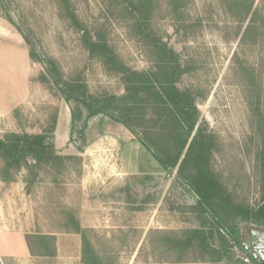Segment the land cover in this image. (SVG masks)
<instances>
[{
	"label": "rangeland",
	"instance_id": "obj_1",
	"mask_svg": "<svg viewBox=\"0 0 264 264\" xmlns=\"http://www.w3.org/2000/svg\"><path fill=\"white\" fill-rule=\"evenodd\" d=\"M60 1L0 0V138L45 133L62 159L11 172L12 181L3 179L0 163V229L23 232L28 249L18 254L17 238L0 234V253L18 254L0 264H209L198 250L181 254L171 243L198 226L195 197L177 182L176 170L161 169L130 131L108 117L90 119L81 137L71 134L73 105L42 80L44 66L29 59L30 48L14 26L39 57L53 60L64 79L85 82L91 95H121L124 83L89 55L79 31L61 16ZM70 5L128 68L154 66L122 0ZM152 8L149 31L176 52L184 70L178 87L195 95L200 120L215 139L212 172L233 200L257 208L264 0H154Z\"/></svg>",
	"mask_w": 264,
	"mask_h": 264
},
{
	"label": "trees",
	"instance_id": "obj_2",
	"mask_svg": "<svg viewBox=\"0 0 264 264\" xmlns=\"http://www.w3.org/2000/svg\"><path fill=\"white\" fill-rule=\"evenodd\" d=\"M153 1L122 0L124 11L131 15L139 36L154 57V66L144 72L124 65L104 34L94 33L84 26L70 0L60 1L63 5L61 16L79 31L89 55L97 58L107 71L122 77L124 93L121 95L93 96L79 78L64 79L56 63L50 58L39 57L25 32L20 27L14 28L30 48L29 59L44 66L42 80L51 83L65 102L73 105L71 134L81 137L90 119L108 117L130 131L161 169L176 170L177 182L195 197L192 209L198 226L175 236L171 242L175 251L185 254L196 249L204 257L202 262L209 264H258L243 247L240 225L264 226V143L256 156L261 203L257 208H249L233 200L211 170L215 139L200 120L195 95L178 87L184 70L176 52L149 31ZM172 11L181 15L177 9ZM5 19L12 24L9 17ZM53 127L48 132H52ZM51 139L45 133L8 134L0 138L3 179L12 181L10 173L21 169L61 163Z\"/></svg>",
	"mask_w": 264,
	"mask_h": 264
},
{
	"label": "water",
	"instance_id": "obj_3",
	"mask_svg": "<svg viewBox=\"0 0 264 264\" xmlns=\"http://www.w3.org/2000/svg\"><path fill=\"white\" fill-rule=\"evenodd\" d=\"M247 240L243 244L245 251L258 264H264V228L257 226H245Z\"/></svg>",
	"mask_w": 264,
	"mask_h": 264
},
{
	"label": "crops",
	"instance_id": "obj_4",
	"mask_svg": "<svg viewBox=\"0 0 264 264\" xmlns=\"http://www.w3.org/2000/svg\"><path fill=\"white\" fill-rule=\"evenodd\" d=\"M0 234H3L5 236H12L14 238H17L18 240V248H20L21 252H19L18 254H23L22 256H24L25 254L28 253V249H27V245H26V242H25V238H24V233L23 232H7V231H3L0 229ZM18 254H9V255H2L0 253V259H3V258H12L14 256H17Z\"/></svg>",
	"mask_w": 264,
	"mask_h": 264
},
{
	"label": "flooded vegetation",
	"instance_id": "obj_5",
	"mask_svg": "<svg viewBox=\"0 0 264 264\" xmlns=\"http://www.w3.org/2000/svg\"><path fill=\"white\" fill-rule=\"evenodd\" d=\"M245 232H246V229L245 230L240 229L241 237L243 240H247V236Z\"/></svg>",
	"mask_w": 264,
	"mask_h": 264
}]
</instances>
